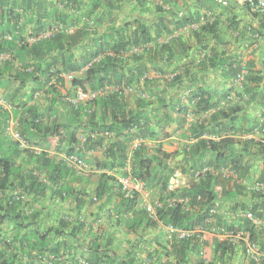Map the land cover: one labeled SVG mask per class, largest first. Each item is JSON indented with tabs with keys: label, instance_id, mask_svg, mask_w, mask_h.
<instances>
[{
	"label": "trees",
	"instance_id": "obj_1",
	"mask_svg": "<svg viewBox=\"0 0 264 264\" xmlns=\"http://www.w3.org/2000/svg\"><path fill=\"white\" fill-rule=\"evenodd\" d=\"M56 1L60 4L58 8H63L62 11L47 10L42 5L38 8L39 4L36 0H0V54L12 51L14 58L25 61V63L21 62L24 68L23 77L33 80L38 85L40 82L46 84L54 78L55 84L53 86L50 83L46 88V93L53 96L48 98V108L42 112L30 108L26 112L27 116L19 120V131L28 146L19 149V142L13 140L8 145V154L0 156V189L10 190L9 194L0 197V224L6 217L21 219V223L16 224L18 230L36 224L35 214L25 218L21 214L27 196L34 199L42 197L50 186L57 185L60 180L64 181L67 176H70V181L83 180L78 175L73 176L65 161L54 159L50 151L60 150L66 155L73 154L83 159L88 149L101 147L104 144V158L91 159V164L115 170L123 175L129 142L133 136H138L156 141L152 145L141 144L130 155V174L142 180L152 192L157 191L158 200L163 202V205L156 210V220L178 230H194L196 227L202 229L192 236L177 237L178 239H173L170 244L160 246L162 253L172 255L177 264H190L188 254L198 256L194 264H234L232 259L238 253L240 246L245 256L244 242L241 239L237 243L220 239L209 232L213 227H223L233 231L244 230L248 232V241L256 243L264 251V225L257 226L247 218L232 214L237 210H243L252 212L258 219L264 218V193L251 189L256 182L264 183V171L258 169L260 160L263 161L264 166V113L261 115L263 119L253 121L251 127L245 128L244 118L240 116V108L237 104L220 107L207 122L190 126L188 138H193L195 141H190L183 147L182 164H177L175 159L179 152L166 151L163 148L160 140L166 135L163 128L153 129L150 126L151 117L144 112L150 103L146 100L148 97L136 96L137 93L133 92L140 90L139 80L147 74L148 69L142 62L146 54L145 47L149 43L157 42V37L163 33L169 35L171 28L177 30L199 22V16L194 12H180L177 7L180 0H158L153 6L154 13L158 15L152 24L138 20L127 21L119 28L108 27L98 33L96 25L102 23L98 16L99 12L104 15L111 14L113 10L125 12L126 7L129 10L134 8L144 12L147 8V0ZM245 4L249 15L258 17L264 22L263 15L251 10L247 1ZM17 10L22 14L32 10L33 14L28 12L29 17L25 18L28 24L36 26L33 31L27 33L20 26L21 14ZM53 15L57 16V20H52ZM77 24L81 26L69 33L67 29ZM216 25L213 20H204L199 28L204 33H214ZM53 26L58 27L53 35L33 41L28 40ZM177 41L178 39L173 40V42ZM87 42L91 44L87 45ZM142 47L144 50L139 51ZM133 48H138V52L133 51ZM171 49V44L161 45V52H172ZM76 51H79V55ZM211 62L210 65L213 66L214 63ZM240 67V63L230 62V75L235 76ZM174 69L172 78L165 81L167 86L180 84L179 69ZM186 72L187 70L184 73ZM69 73H71L69 82L73 94L77 89L85 91L100 87L112 89L91 101L71 105L56 89V84L64 85L63 75ZM145 79L144 76V86L149 82V79ZM248 84H262L264 87V64L258 71L250 70L249 73L248 70L240 86H230V94L233 92V95L243 98L244 102H250L253 96ZM159 90L156 89L157 92ZM160 92H164L163 89ZM228 93L229 90L226 94H222L221 99L228 97ZM130 95L136 102L135 106L130 105ZM191 97L195 112L216 106V100L211 101L205 91L198 90ZM55 104H57L56 110L53 111ZM178 109L181 111L183 108L178 107ZM48 118L50 122L46 121ZM215 123L218 125L219 133L221 132L218 138L203 137L204 129L209 124ZM133 124L135 130L133 134H129V127ZM255 128L263 133L262 137L243 138V135ZM225 130H230V134ZM80 131L95 132L96 136L80 145L77 138ZM104 132H109L110 135L104 137ZM29 145H37L40 151L38 153L30 151ZM19 155L23 157L21 161L24 163V169L14 167L15 159ZM204 165L212 166L216 171L195 177L194 172ZM175 169L180 170L181 181L176 188L169 190L168 184ZM223 169H228L230 174H223ZM40 177H44L45 181ZM113 187L120 206L125 207L126 210L136 207V196L125 197L119 189L115 176L105 173L100 175L94 189V197L99 198L104 193L110 192ZM16 190L17 192L13 193ZM52 193L63 199L72 193V189L66 188V183H63L58 191ZM177 198H187L188 207L184 208V205L178 202L167 204L168 200ZM224 202L227 210L228 206L230 207L229 219L217 213V206ZM212 208L216 210L214 213L210 212ZM153 221L144 209H137L131 225L136 228L145 224L151 226L155 224ZM51 230L52 227H49L41 232L36 242L42 248L46 247L50 253H59L63 250L60 242L54 247L44 243L45 236ZM55 232L59 233L58 230ZM91 250L95 253L101 252L98 244L92 246ZM91 261L93 264H99L98 256ZM10 263L8 258L0 256V264ZM114 264H131V262L121 259L114 261ZM259 264H264V261Z\"/></svg>",
	"mask_w": 264,
	"mask_h": 264
},
{
	"label": "crops",
	"instance_id": "obj_2",
	"mask_svg": "<svg viewBox=\"0 0 264 264\" xmlns=\"http://www.w3.org/2000/svg\"><path fill=\"white\" fill-rule=\"evenodd\" d=\"M246 1L180 0L177 5L180 12H194L199 16V22L188 24L177 30L171 28L169 35L163 33L157 37V42L149 43L147 48L145 47L146 54L142 62L148 69L144 76L145 80L149 79V82L144 86V76L141 77L138 83L140 90H133V92L137 93L136 96L148 97L146 100L150 103L144 112L151 117L150 126L153 129L163 128L166 133L160 139L163 148L166 151L179 152L175 159L177 164H182L183 147L188 142L195 141L193 138H188L190 126L207 122L220 107L237 104L240 108L239 114L244 118L243 127L245 128L251 127L253 121L263 119L261 116L264 113L262 84H248L253 96L250 102H244L243 98L233 95V92L230 94V86H236L234 76L230 75V62L249 66V73L250 70L258 71L264 64V22L248 14ZM36 2L39 4L38 8L42 5L47 10H63L62 7L58 8L60 4L56 0H36ZM155 3H158V0H147V8L144 12L134 8L129 10L127 7L125 12L113 10L108 15L99 12L98 16L102 23L96 25L97 32L101 33L108 27L119 28L127 21L138 20L152 24L158 15L153 10ZM18 12L21 14L20 26L27 33L33 31L36 26L28 24L25 18L33 14L32 10H27L23 12L24 14L20 10ZM208 17L217 23L214 33L200 31L199 25L204 20H211ZM55 19L57 20V16L52 18V20ZM52 20L51 22L55 23ZM80 26L73 25L67 30L72 33ZM175 39L178 41L173 42ZM167 43L172 45V52H161V45ZM86 44L90 45L91 42ZM143 48L139 51L144 50ZM136 51L138 52V49ZM12 54V51L0 54V156L8 154V145L14 140L12 131L19 130L20 118H25L30 108L41 110V112L48 108V98L53 96L46 93V88L50 86V83L55 85L54 78L46 84L40 82L38 85L33 80L23 77L22 65L25 61L14 58ZM76 54L79 55V51H76ZM211 61L214 63L213 66L210 65ZM174 68L179 69L180 84L167 86L165 81L172 78ZM185 70H187L186 73H184ZM63 83V86L56 84V89L60 91L63 99L70 103L67 99L73 95L70 82L64 79ZM141 89L145 90L144 93ZM156 89H163L164 92L160 90L157 92ZM198 90L209 94L211 101L216 100V106L195 112L191 95ZM228 90L229 96L222 100V94H226ZM56 106L57 104L53 106V111L56 110ZM178 107L183 109L180 111ZM46 121L51 120L48 118ZM216 123L209 124L204 129L203 137L218 138L221 132L219 133ZM225 131L230 134V130ZM243 136L246 139L251 137L258 139L263 136V133L255 128ZM148 141L149 145L156 142L151 139ZM79 144L82 145L80 142ZM18 147L21 149L20 146ZM37 148L39 152L40 148L38 146ZM104 149V144L101 147L88 149L83 159L78 158L76 168L66 163L63 151L49 152L54 159L65 161L73 176L78 175L83 180L70 181V176H67L64 181L60 180L57 185L50 186L44 196L35 199L27 196L21 208V214L24 218L35 214L36 224L18 230L16 224L21 223V219L6 217L0 224V256L8 258L11 261L10 264H50L46 258L50 252L46 247L42 248L36 240L41 232L52 227L45 236L44 243L54 247L57 242H60L63 246V250L59 251L58 258L53 260L52 264H93L91 259H96L97 256L99 264H114V261L121 259L128 260L131 264H177L172 255H166L160 249V246L168 245L173 239H178L175 232H171L158 220H152L155 224L151 226L146 224L137 228L132 226L135 210L143 209V207L139 203L129 210L120 206L119 199L115 195V187L97 199L94 197V189L102 173L113 175L115 178L120 175L115 170L91 164V159L104 158ZM22 158L19 155L15 159V168L21 169L24 166ZM262 163L261 160L258 163L260 171H264ZM63 183H66V188L72 189V193L61 199L59 195L52 192L58 191ZM9 191L0 189V197L9 194ZM16 192L17 190L13 193ZM151 195L158 199V193L151 191ZM223 204L225 202L217 206V213L228 218L230 213L227 205L223 206ZM95 244L100 246V253L91 250ZM238 255L240 254H236L232 259L234 264L239 262ZM197 258L196 254H188L190 264H194ZM240 259L242 264H254V261L244 255ZM255 264L259 263L255 262Z\"/></svg>",
	"mask_w": 264,
	"mask_h": 264
},
{
	"label": "built area",
	"instance_id": "obj_3",
	"mask_svg": "<svg viewBox=\"0 0 264 264\" xmlns=\"http://www.w3.org/2000/svg\"><path fill=\"white\" fill-rule=\"evenodd\" d=\"M247 2L249 3V6L251 7V10H253L254 12H258L260 15H263V20H264V0H247ZM208 19H211L210 21H212L211 17H208ZM58 27L57 26H53L50 28H47L45 31L41 32L40 34H38L37 36H33L32 38H30V41H33L37 38H43V37H49L51 35H53V33H55L57 31ZM138 48H133L134 51H136ZM241 67L239 68V70L236 72L235 76H234V80H235V85L236 86H240L241 83L244 81V77L245 75L248 73V66L245 64H240ZM64 79L70 80L71 79V73L69 74H65L63 75ZM112 88L110 87H100L96 90H81V89H77L75 94H73L72 96L68 97V101L72 104L75 105L78 102H85V101H91L92 99H94L97 96H101L106 94L108 91H110ZM135 130V125H131L129 127L128 133L129 134H133ZM110 135L109 132H104L103 136H108ZM12 136L14 138V140L19 142L20 147H27L28 143L22 138L21 133L18 129H14L12 131ZM96 136L95 132H80V134L78 135V140L81 144L85 143L87 141V139L89 138H94ZM149 141L145 138L142 137H138V136H133L132 139L129 142V146H128V157L126 159V164L124 167V174L123 175H119L118 177H116V182L119 186L120 191L123 193V195L125 197H131L133 195L136 196L137 199V203H139L143 209L145 210L147 216L151 219V220H156V210L157 208H160L163 205V202H161L160 200L156 199L155 200H151L150 196H151V190H149L146 186L145 183L140 180L137 179L135 177H133L130 174V170H131V165H130V155L132 153V151L134 149H136L137 147H139L141 144L143 145H149L148 144ZM30 149L33 152H38V148L35 146H31L29 145ZM64 160L66 161V163L70 166V167H75L78 165V157L70 154V155H64ZM216 170L215 168H213L212 166L209 165H204L200 168H198L195 172H194V176L195 177H200V176H204L206 174L209 173H214ZM223 174L228 175L230 174L228 169H223L222 170ZM181 172L179 169L174 170L173 175L169 181L168 184V189L172 190L174 188H176L180 181H181ZM41 180L45 181L44 177H40ZM251 189L257 190V191H261L264 193V183L262 182H256L253 184V186L251 187ZM187 198H177L176 200H168L167 204L171 205V204H175V203H180L184 205V208H187ZM216 210L214 208L210 209L211 213H214ZM236 216H240V217H244L247 218L248 220H250L253 224L257 225V226H261L264 225V218H256L252 212H248V211H243V210H237L235 212ZM167 228L171 231V232H175V234L177 235L178 238H182V237H189L192 236L194 233L196 232H200L202 231L201 228L196 227L194 230H178L175 229L174 227L168 225ZM209 232H211L212 234H214L216 237L220 238V239H228L232 242L237 243V241L239 239H241L244 242V252L246 256H249V259H251L254 262H262L264 261V251L254 242L248 241V232H245L244 230H240V231H233V230H229L226 228H212L209 230ZM60 253H49L48 256L46 257L50 264H52L53 260L57 259Z\"/></svg>",
	"mask_w": 264,
	"mask_h": 264
},
{
	"label": "rangeland",
	"instance_id": "obj_4",
	"mask_svg": "<svg viewBox=\"0 0 264 264\" xmlns=\"http://www.w3.org/2000/svg\"><path fill=\"white\" fill-rule=\"evenodd\" d=\"M130 105H132V106H135V100H134V98H133V96L132 95H130ZM80 132H82V131H80ZM153 192H156V193H158L157 191H154L153 190ZM150 198H151V200H155V198L151 195L150 196ZM226 204H223V206H225ZM227 207V206H226ZM228 212L230 213V207L228 206ZM233 215H235L234 213H232ZM236 227H237V224H236ZM238 242V241H237ZM241 247V246H240ZM240 247H238L239 249V251H238V253L237 254H240V255H238V259H239V262H237L236 264H242L243 262L241 261V256H243V249L242 248H240ZM240 249H242L241 251H240ZM245 253V252H244ZM247 258L249 259V256H247ZM234 262H235V260H234ZM242 262V263H241Z\"/></svg>",
	"mask_w": 264,
	"mask_h": 264
},
{
	"label": "clouds",
	"instance_id": "obj_5",
	"mask_svg": "<svg viewBox=\"0 0 264 264\" xmlns=\"http://www.w3.org/2000/svg\"><path fill=\"white\" fill-rule=\"evenodd\" d=\"M35 147H37L36 145H34ZM236 216V215H235ZM238 217V216H237ZM245 254V253H244ZM246 256V255H245ZM247 257V256H246ZM259 263H261V262H259Z\"/></svg>",
	"mask_w": 264,
	"mask_h": 264
}]
</instances>
